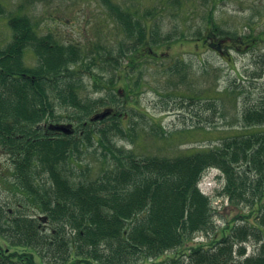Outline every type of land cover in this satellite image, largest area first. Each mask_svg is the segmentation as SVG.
Here are the masks:
<instances>
[{"label": "trees", "instance_id": "1", "mask_svg": "<svg viewBox=\"0 0 264 264\" xmlns=\"http://www.w3.org/2000/svg\"><path fill=\"white\" fill-rule=\"evenodd\" d=\"M101 1L109 17L129 38V48H114L101 40L86 49L64 43L51 32L40 33L38 22L22 12V3L16 11L0 3V17L7 21L10 31L8 42L0 47V152L6 155L13 175L8 183L15 185L9 183L22 198L12 206L8 201H0V239L6 246H0V264L235 262L234 242L245 241L249 234L259 237L257 232L264 235V201L260 204V199H264V90L257 101L245 103L241 114L245 126L263 128L259 131L223 137L213 147L171 157H140L132 149L117 147L112 137L134 142L133 128L126 130L115 111L98 121L101 126L82 125L97 106L99 109L107 103L103 97H80L81 70L75 68L80 65L87 73L98 69V89H109V102H116L111 96L115 73L117 77L125 75L127 65L139 62L137 56L147 45L154 47L186 39L187 34H151L142 19L140 28V20L132 19L131 12L121 9L115 0ZM216 1L204 3L212 2L214 6ZM160 2L179 10L184 1ZM207 19L204 32L199 30L195 34L200 40L211 38V45L217 49L222 39H231L236 49L252 47L254 37L217 31L208 12ZM28 52L34 56V66L26 63ZM174 65L168 66L171 73L184 67L181 62ZM256 65L260 66L253 73L257 78L264 74V58L256 60ZM106 71L111 74L109 79L103 78ZM96 74L91 76L93 88L97 87ZM140 81L138 77L131 87L141 88ZM57 104L74 108L71 117L83 126L82 134L66 135L48 128V123L57 117ZM208 106L211 109L212 103ZM160 135L165 136L163 130ZM93 145H98L105 156L110 154L115 164L97 177L83 180L82 173L90 167L76 175L80 171L78 161ZM243 165L245 168L239 171L237 166ZM208 167H216L225 174L222 193L230 204L257 201L256 224L252 230L242 231L241 226L232 225L224 228L222 238L210 250L200 244L191 245L185 252L158 260V255L183 247L195 233L215 231L209 197L197 188ZM250 176L253 180L248 179ZM31 208L44 216L45 225L44 218L29 214ZM184 256L189 259H183ZM239 262L264 264V251Z\"/></svg>", "mask_w": 264, "mask_h": 264}, {"label": "rangeland", "instance_id": "2", "mask_svg": "<svg viewBox=\"0 0 264 264\" xmlns=\"http://www.w3.org/2000/svg\"><path fill=\"white\" fill-rule=\"evenodd\" d=\"M183 1L179 10L160 0L114 2L121 9L130 11L132 19L140 20V28L143 27L144 22L141 21L143 16L148 24V32L154 35L166 33L178 35L184 32L189 37L195 36L199 30L204 32L208 24V12L212 16V22L217 25V31L244 38L256 37L253 47L241 51L224 48L227 50V54L224 55L201 44L196 46L183 40L165 43V46L156 45V49L162 52L158 62L151 63L149 60L142 68L133 69L128 65L130 70L123 78L118 79L116 73L113 75L116 81L112 86L111 92L114 94L111 96L115 97L116 102H109L107 97L109 89L99 88L97 91L93 88L91 76L97 72L96 69H93L92 73H87L80 65L75 68L81 70L78 74L82 79L78 89L80 97L88 100L103 97L107 106L99 109L97 106L93 113L101 111L104 107H111L112 111L120 114L126 130L133 128L135 141L131 142L128 138L127 140L122 137H112V140L117 147L132 149L140 157L187 154L199 148L213 147L219 144L223 137L263 129L259 126H245L241 114L245 103L257 101L264 90V74L258 75L257 78L253 75L254 71L260 69V66L256 65V60L264 58V37L259 40L257 38L260 34L264 36V0H217L214 6L212 2L206 5L205 0ZM0 3L7 6L10 11H16L22 3L25 5L22 12L28 13L38 22L40 33L51 32L64 43H75L86 49L92 44L96 46L98 40H101L102 44L107 42L114 48L119 45L130 47L129 38L124 35L121 26L109 17L101 0H0ZM136 13L137 16L134 15ZM9 33L7 21L0 17V47L8 42ZM173 59L178 62L183 59L184 68L190 69L184 73V76H192L189 86L184 83L170 85L173 82H169L171 76L166 73V67L175 63ZM25 60L27 65H35L32 52L25 54ZM124 64L125 61L122 62V65ZM110 75L106 71L103 78L109 79ZM135 76L142 77L141 88L131 87V81ZM193 96H198V99L194 100ZM210 102L211 109L207 105L211 104ZM73 111L74 108L71 106L57 104V117L50 122L68 123L70 121L68 116ZM184 127L187 128L183 129ZM162 130L165 136L160 135ZM80 157H82L78 161L80 171H77L76 175L90 167L89 171L85 170L82 173L83 180H88L92 176L97 177L100 172L111 169L115 164L110 154L105 156L99 146L96 148L95 145L86 149ZM7 162L6 155L0 152V201H8L7 204L12 206L16 199L21 201L22 198L14 192L15 185L9 182L12 186L7 181L10 172ZM237 168L243 171L245 167L243 165ZM249 172L253 174L252 171ZM203 178L204 181L200 183L199 188L204 193L211 192L209 200L214 214L212 219L215 229H218V236H223L222 230L230 225L252 230L256 224L254 215L258 210L257 201L233 205L228 204L225 198L222 200V196L215 199L214 195L221 187L223 191L225 184L224 186L222 184L226 181L225 174L218 168L205 170ZM248 179L253 180V176ZM210 187L211 189L207 190ZM263 201L264 199L261 203ZM28 212L32 215L37 213L31 209H28ZM211 236L212 233H196L193 239L207 244ZM193 239L186 241L183 247L158 255V260L185 252L186 248L193 246ZM258 242L252 237L246 240L247 254H250L253 246L257 249L262 247ZM0 246L6 248L1 239ZM238 246L237 242L233 245L236 260ZM183 259L189 258L184 256ZM236 263L239 264L237 261Z\"/></svg>", "mask_w": 264, "mask_h": 264}, {"label": "water", "instance_id": "3", "mask_svg": "<svg viewBox=\"0 0 264 264\" xmlns=\"http://www.w3.org/2000/svg\"><path fill=\"white\" fill-rule=\"evenodd\" d=\"M109 110H104L103 112H100L98 114H95L92 119L93 120H96V119H102L104 118L107 114H109ZM70 125H54L52 126V128H55V129H60V130H63L64 132H69L70 131Z\"/></svg>", "mask_w": 264, "mask_h": 264}, {"label": "flooded vegetation", "instance_id": "4", "mask_svg": "<svg viewBox=\"0 0 264 264\" xmlns=\"http://www.w3.org/2000/svg\"><path fill=\"white\" fill-rule=\"evenodd\" d=\"M222 238V236H218V233L214 234L213 238L210 239V242H208L207 244H202L201 246L204 247L205 249L209 250L211 249V247L215 248V244L217 243L218 240H220ZM241 256L244 258L247 256V250L244 248V252L241 254ZM231 264H236L234 262H232Z\"/></svg>", "mask_w": 264, "mask_h": 264}]
</instances>
